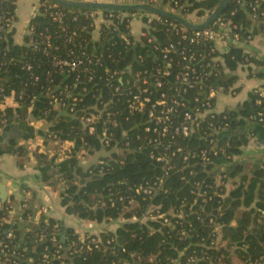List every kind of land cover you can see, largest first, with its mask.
<instances>
[{"label":"built area","instance_id":"2783aa9c","mask_svg":"<svg viewBox=\"0 0 264 264\" xmlns=\"http://www.w3.org/2000/svg\"><path fill=\"white\" fill-rule=\"evenodd\" d=\"M193 1L114 0V3L148 4L191 24H200L215 9L198 17L197 11H192ZM231 4L234 7L223 11L209 27L191 30L157 14L105 10L69 13L49 0L39 1L28 28L30 52L21 61V69L28 78L19 91L14 88L8 69L16 62L0 61V128L24 120L19 110L25 104V119L47 124V141L57 145L60 155L81 159L89 176H104L114 164L125 165L134 154H145L153 163L154 172L150 179L124 182L122 187L110 190L108 202L111 208L119 210L118 220L98 227L93 223L82 226L68 218L70 224L58 223L54 232L39 235L38 242L44 245L41 253L32 244L20 253L14 231L6 230L0 235V264H22L26 253L29 264H55L76 255L106 252L114 238L104 239L103 231L124 223L148 226L150 234L166 229L170 237L175 235L180 241H189L188 247L180 251L186 257L185 264L227 261L238 264L239 250L246 248L230 244L224 228L236 226L240 211L227 222L225 206L240 183V176L231 177L230 173L245 162L248 154L246 150L240 155L229 151L230 139L237 132L232 121L241 118L238 116L241 104L223 111L217 105L220 96L238 97L242 74L252 80L264 74V65L255 63L260 58L252 46L257 34L264 35V0H233ZM241 11H245L250 22L246 28ZM42 18H48L51 26L36 33L33 21ZM157 25L164 28L159 30ZM13 26V17L0 14V40H5ZM116 40L128 51H134L123 62H117L111 53ZM105 50L109 52L107 56ZM234 50L244 55L239 61L233 55L237 67L230 70L226 55ZM232 77L237 78L234 84L223 82ZM262 79L261 85L251 89L255 104L263 108L248 119L251 139L252 126H264V76ZM42 101L45 108L37 118L35 108ZM52 113H56V118L67 116L77 120L85 135L100 141L101 150L92 154L88 143L76 150L75 141H62L58 133L50 130L47 118ZM172 177H177L184 186L179 189L184 195L164 210V202L158 199L170 193L167 182ZM62 182L67 183L64 176ZM10 200L4 208L0 203V210L7 206L9 212V216L1 218L0 225L14 227L17 216L29 210V204L24 200L17 205ZM100 204L105 206L98 201ZM51 211L42 206L28 214L29 227L39 226L42 219L50 217ZM63 217L67 218L65 214ZM75 227L84 234L81 244L66 245L62 241L69 236L64 232ZM122 251L126 249L123 247ZM211 251L220 254L214 257ZM131 257L133 261L124 264H141L136 253ZM174 264L183 263L175 260ZM247 264H264V253L249 259Z\"/></svg>","mask_w":264,"mask_h":264},{"label":"trees","instance_id":"16d2710c","mask_svg":"<svg viewBox=\"0 0 264 264\" xmlns=\"http://www.w3.org/2000/svg\"><path fill=\"white\" fill-rule=\"evenodd\" d=\"M222 0H194L192 11H197V16L202 17L206 13H211ZM16 2L17 0H0V14H6L8 17L16 19ZM234 7L231 4L227 7L230 11ZM65 12L75 13L78 12L74 9L59 7ZM240 18L243 19L244 27L250 25L245 11H241ZM36 33L44 30L49 24L48 18L33 21ZM158 29L164 28V25H157ZM14 29V28H13ZM10 31L5 40H0V61L12 60L16 65H10V80L14 88L19 91L28 75L21 69V61L25 54L30 52L27 46L29 37H26V44L23 46L14 43V30ZM89 51H93L92 47ZM107 56L109 52L105 50ZM134 51H128L127 48L119 41L116 40V46L111 49L116 61L123 62L126 55L128 58L132 56ZM233 55H236L237 61L242 60V51H231L226 55L227 68L234 70L237 67L236 61L232 60ZM259 66L264 65L262 61H255ZM122 66V64H121ZM9 76V75H8ZM260 77L264 74L260 73ZM237 80L236 77L227 78L223 81L225 84L232 85ZM255 96L250 95L249 99L242 103L238 109V116L241 118H233V129L237 132L230 139L229 151L235 155L242 154L251 144L249 137V117L257 115L263 108L255 104ZM23 108L19 113L24 118V110L27 106L23 104ZM45 108L44 102H39L35 108V116L40 117V111ZM12 114L11 110L7 111ZM1 115V113H0ZM56 113H52L48 118L51 123L50 130L59 134L62 141H75L76 150H79L83 143H88L93 154L95 151L101 150L100 141L93 136L85 135L79 128V123L71 117L62 116L56 118ZM236 117V115H235ZM235 130V131H236ZM154 165L145 154L130 155L125 165L114 164L111 172L104 176H89L83 169L76 171H69L63 173L67 180V196L62 200L63 213L69 219L79 221L82 226H87L90 223L98 227H105L112 224L113 221L118 220L120 217L119 210L110 207L108 196L112 188L122 187L124 182H140L145 179H150L153 176ZM231 177L240 176V183L231 192L227 198L225 212L227 213L226 221L229 222L234 215L240 211V216L237 218L236 226H227L224 228L225 238L230 244L237 243L240 247L246 248L239 250V257L236 262L238 264H247L249 259L254 260L264 253V168L257 170L255 173L247 175L244 172L243 165H237L230 173ZM80 183L77 185L76 183ZM167 186L171 189L167 195H161L158 202H164V210L168 208L171 202L176 203L184 192L179 193V189L184 186L179 183L177 177H172ZM78 193V190H80ZM11 203L20 204L23 201H17L14 197L11 198ZM25 201L28 202L27 199ZM98 201L105 203V206L98 205ZM29 204V210L17 216L16 225L12 227L9 224L0 225V235L6 230H13L16 236L15 245L20 253H23V248L32 244L37 253L43 251L44 245L38 242V237L42 232H54V226L58 223L68 221L67 218L56 219L49 217L46 220L42 219L39 226L29 227L27 223L28 214H33L36 209ZM98 205V206H97ZM9 216L7 206L5 209L0 210V220L3 217ZM1 222V221H0ZM152 225V223H150ZM114 230H111V228ZM110 230H104L102 236L104 239L114 238L111 248L106 252L94 251L90 254L76 255L69 258H64L57 261L55 264H112L115 261L117 264H124L126 261L132 262V254H137L141 259V264H174L175 260H180L181 263H186V257L180 255L188 247L189 241H180L175 235L170 237L166 234V229L162 232L150 234L148 226H143L137 223H124L120 225H111ZM69 236L64 242L69 244H81L84 234L78 228H68L64 232ZM87 237V236H86ZM62 239V238H61ZM89 241V239H87ZM123 247L126 252H123ZM193 249L188 252L191 253ZM206 252V250H205ZM210 255L217 257L220 253L217 251L209 252ZM201 262L199 264H206ZM22 264H29L28 253L25 254ZM218 264V263H217ZM225 264H233L227 261Z\"/></svg>","mask_w":264,"mask_h":264},{"label":"crops","instance_id":"0c3cea01","mask_svg":"<svg viewBox=\"0 0 264 264\" xmlns=\"http://www.w3.org/2000/svg\"><path fill=\"white\" fill-rule=\"evenodd\" d=\"M40 0H17L16 19L14 21V43L19 46L26 44L28 28L35 13V8ZM101 2H114V0H88ZM252 46L256 50L260 60L264 63V35L257 34ZM242 88L237 98L220 96L218 109L223 111L228 107L236 106L247 101L251 95V89L263 83L262 77L252 80L241 75ZM20 124L13 129L18 137V146H24V150L18 153H8L0 149V183L7 186L10 198L17 201L25 199L38 209L42 206L51 208L50 217L62 219L64 216L62 200L67 196V184L62 182L63 173L83 169V161L77 157L60 155L59 149L51 151L46 134L48 125L42 122L28 121V125L18 120ZM11 124L7 128H0V136L6 130H11ZM254 138L246 149L247 158L242 164L247 175L264 168V126L253 125ZM35 134V139L25 140ZM40 148V156L36 149ZM69 221V219L67 218ZM65 221L64 223L70 224Z\"/></svg>","mask_w":264,"mask_h":264},{"label":"water","instance_id":"95a60500","mask_svg":"<svg viewBox=\"0 0 264 264\" xmlns=\"http://www.w3.org/2000/svg\"><path fill=\"white\" fill-rule=\"evenodd\" d=\"M53 4L68 8V9H74L77 11H86V10H105V11H141L151 14H157L161 15L166 18H170L172 20H175L179 24L191 29V30H202L210 26L212 21L215 20L223 11L227 9V7L232 3L233 0H222L220 4L215 8V10L212 12V14L202 23L200 24H191L187 20L175 16L169 12H166L160 8L153 7L148 4H119L114 2H101V1H88V0H49ZM27 112V110H24V113ZM26 114H24V120H22V123H25L28 125V121L25 119ZM21 122L14 123L12 125L11 130H6L3 132L2 136H0V149L5 150L8 153H18L22 150H24V146H18V148H15L18 145L17 140V133L13 130L15 128V125L20 124ZM35 134H32V136L28 137L27 140H33L35 139ZM47 137V136H46ZM37 156H40V148L36 149ZM81 189L78 190V193H80ZM10 194L7 190V186L0 183V203L2 207L4 208L7 201L10 199ZM31 247V246H30ZM31 262H33V259H31Z\"/></svg>","mask_w":264,"mask_h":264},{"label":"rangeland","instance_id":"374dc122","mask_svg":"<svg viewBox=\"0 0 264 264\" xmlns=\"http://www.w3.org/2000/svg\"><path fill=\"white\" fill-rule=\"evenodd\" d=\"M136 27H137V25H136ZM48 148L51 149V151H55V150H57L58 147H57V145L55 143H51V144L48 145ZM105 152L103 154H105ZM89 159H92V157H89Z\"/></svg>","mask_w":264,"mask_h":264}]
</instances>
